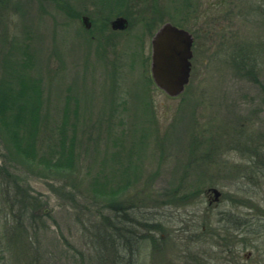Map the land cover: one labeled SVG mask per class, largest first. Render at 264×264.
<instances>
[{"label":"rangeland","instance_id":"rangeland-1","mask_svg":"<svg viewBox=\"0 0 264 264\" xmlns=\"http://www.w3.org/2000/svg\"><path fill=\"white\" fill-rule=\"evenodd\" d=\"M241 1L0 0V80L13 47L42 80L50 122L65 102L78 114L73 166L54 177L9 160L0 139V264H105L110 220L133 231L132 264H264V1ZM164 23L194 36L174 98L149 73ZM120 173L122 218L95 191L107 178L116 191Z\"/></svg>","mask_w":264,"mask_h":264},{"label":"trees","instance_id":"trees-1","mask_svg":"<svg viewBox=\"0 0 264 264\" xmlns=\"http://www.w3.org/2000/svg\"><path fill=\"white\" fill-rule=\"evenodd\" d=\"M116 3L119 5L121 2ZM149 29L153 30L151 26ZM12 49L13 47L8 52L7 59L4 58L3 77L0 80V139L8 151L7 157L13 161L17 159L25 166L39 165L42 167L40 173L49 177L65 173L72 168L76 158L74 150L76 130L75 123L71 122V119L78 115L75 113L76 107L72 111L69 109V103L65 102L58 122H50L49 114L42 112L44 101L42 80L35 74L30 61L17 63L11 58V53L14 51ZM257 162L255 161L251 167H256ZM259 162L264 166V160ZM112 177L121 178V181L117 183L121 187H118L116 191H107L106 187L110 186V178L104 179L107 183L100 187L102 189L95 190L98 192L96 197L107 201L103 200L104 207L118 210L117 213L121 211L122 218V215L126 213L120 206V208L115 206L117 203L112 198L120 191V188L123 190L128 185L126 182L123 183L125 175H112ZM171 197L177 198L174 194ZM110 223L108 225L105 222V230L109 228L110 235H107V232L100 235L103 240L102 249L107 255L105 264H132L131 258L129 259V253L131 254L129 247L132 241L127 237L131 231L130 227L116 226L111 220ZM152 226L158 228L156 224L142 225L148 230H151ZM144 240H146L145 237ZM230 245L235 249L238 242L234 244L233 241ZM231 246L230 253L233 252Z\"/></svg>","mask_w":264,"mask_h":264},{"label":"water","instance_id":"water-1","mask_svg":"<svg viewBox=\"0 0 264 264\" xmlns=\"http://www.w3.org/2000/svg\"><path fill=\"white\" fill-rule=\"evenodd\" d=\"M82 25L89 28V20L83 16ZM112 30L123 31L127 21L118 17L110 22ZM191 36L170 23L162 24L150 38V77L154 86L168 97L181 95L189 81ZM217 201L219 193L210 189Z\"/></svg>","mask_w":264,"mask_h":264},{"label":"flooded vegetation","instance_id":"flooded-vegetation-1","mask_svg":"<svg viewBox=\"0 0 264 264\" xmlns=\"http://www.w3.org/2000/svg\"><path fill=\"white\" fill-rule=\"evenodd\" d=\"M239 1H241V0H237V2H239ZM244 1H246V0H244ZM262 1H264V0H262ZM241 2H243V0L241 1ZM241 2L239 3V10H240V12L242 11V16H244V15H249V13H251L252 14V10L250 9V8H248V5H242L241 4ZM224 3H225V0H218V3L216 4V6L217 7H219V6H222V5H224ZM244 3V2H243ZM190 4V3H189ZM234 5V4H233ZM235 6V5H234ZM188 7V6H187ZM186 7V8H187ZM236 7V6H235ZM247 7V8H246ZM245 11H244V10ZM262 8H259V10H261ZM234 11V12H233ZM233 11H230V15H229V18L227 17L228 15H225V19H222L221 21H223V24H222V28L225 26V24H229V23H231L232 22V20H233V17H235V16H237L236 15V13H235V10H233ZM220 17V16H219ZM186 19V18H185ZM226 21V22H225ZM173 26H175V27H177V28H179V29H182V30H184V31H186L190 36H191V40H192V43H191V59H190V73H189V80H190V76H191V74H192V70H193V64H192V58H193V46H194V36H193V34H192V32L188 29V28H183V27H180V26H176V25H173ZM232 29V28H231ZM222 33H220V35H219V37L221 38L222 37ZM226 35H228L229 36V34H226ZM233 35L235 36V33H233ZM233 35H230V37H231V39L232 38H234L233 37ZM189 82V81H188ZM210 189V188H209ZM207 191H209V190H207ZM217 191V190H216ZM218 193H219V195H218V197H217V201H215V202H218L219 201V197H220V192L219 191H217ZM210 193H212V192H210ZM214 196V195H213ZM130 256V255H129ZM129 258H131V257H129Z\"/></svg>","mask_w":264,"mask_h":264}]
</instances>
